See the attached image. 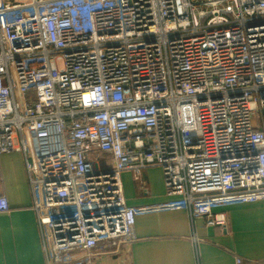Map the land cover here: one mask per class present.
<instances>
[{
	"label": "built area",
	"instance_id": "obj_1",
	"mask_svg": "<svg viewBox=\"0 0 264 264\" xmlns=\"http://www.w3.org/2000/svg\"><path fill=\"white\" fill-rule=\"evenodd\" d=\"M14 151L46 264L116 254L142 213L227 230L218 209L264 200V0H0V166ZM152 166L176 199L128 205L122 173Z\"/></svg>",
	"mask_w": 264,
	"mask_h": 264
},
{
	"label": "crops",
	"instance_id": "obj_2",
	"mask_svg": "<svg viewBox=\"0 0 264 264\" xmlns=\"http://www.w3.org/2000/svg\"><path fill=\"white\" fill-rule=\"evenodd\" d=\"M108 166L113 165L111 156ZM128 205L151 206L175 200L166 194L162 169L148 167L137 181L130 171L121 175ZM0 195L10 209L0 212V264H46L38 218L21 152L1 155ZM227 230L209 226L205 217L188 210L138 214L136 239L95 264H235V257L264 260V200L226 206Z\"/></svg>",
	"mask_w": 264,
	"mask_h": 264
},
{
	"label": "rangeland",
	"instance_id": "obj_3",
	"mask_svg": "<svg viewBox=\"0 0 264 264\" xmlns=\"http://www.w3.org/2000/svg\"><path fill=\"white\" fill-rule=\"evenodd\" d=\"M68 210H69V208H67V207L62 208V212H63V213H65V212L68 211Z\"/></svg>",
	"mask_w": 264,
	"mask_h": 264
}]
</instances>
